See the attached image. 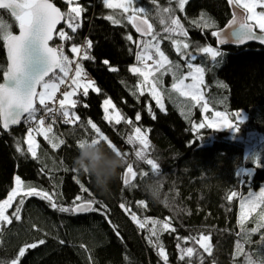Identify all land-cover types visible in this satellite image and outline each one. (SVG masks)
<instances>
[{
	"label": "trees",
	"instance_id": "trees-1",
	"mask_svg": "<svg viewBox=\"0 0 264 264\" xmlns=\"http://www.w3.org/2000/svg\"><path fill=\"white\" fill-rule=\"evenodd\" d=\"M52 1L62 12H67L65 0ZM77 2L86 9L78 21L81 27L72 33L64 23L60 29L72 39L61 40L56 35L52 45H63L65 53L74 56L71 47L90 40L91 49L85 47L84 51H88L93 59H81L80 63L92 74L95 87L100 91L91 89L87 97L82 93L77 95L78 103L73 111L80 117V122L49 133L50 137H55L54 143L60 139L65 141L59 148L53 149L42 135H38L39 149L35 159L27 152L30 124L22 121L20 127L9 132L0 130V201L7 198L15 186V177L20 176L25 185L54 193L53 200L59 207H72L75 197L81 196L85 201H97L94 206L100 211L78 215L62 213L53 210L43 199L25 197L20 206V219L13 218L11 224L1 222L0 264H11L22 247L26 252L19 264H246L249 250L254 249L252 241L258 244L259 234L251 232L254 223L244 226L246 232L241 230L240 196L264 186V166L258 165L264 163V142L260 149L250 153L245 140L253 133L264 137V46H218L217 38L211 33L224 28L232 18L227 0H187L182 11L175 0H156L155 5L151 0H139L135 4V7L145 9L156 32L162 31L156 7H171L172 15L180 19L188 33L183 38L187 39L191 52L211 46L224 53L223 62L217 66L211 64L208 56L197 53L194 63L206 69L205 98L214 111L233 114L244 110L247 118L238 124L235 137L227 129L205 127L196 131L191 120L201 116L200 106L173 90L174 101L166 98V109L161 111L148 92L140 96L135 88L142 78L129 69L134 64L140 65L135 58L142 49L139 39L149 37L139 36L126 21L120 25L112 24L105 17L113 11L106 9L102 0ZM208 16L215 20V27L210 25ZM0 20L11 26L12 33L18 31L17 22L7 10L0 11ZM205 23L209 27H204ZM128 35L133 37L132 42L125 39ZM160 40L162 51L186 72L185 61L176 53L171 41ZM111 67L117 71H111ZM6 70L5 44L0 39V83ZM166 78L171 87L173 76L167 74ZM134 91L135 96L132 95ZM106 99H111L124 116L120 124L104 119ZM181 104L185 105L184 114L180 111ZM137 114L141 117L139 121ZM89 119L122 153H128L126 159L133 163L138 174L144 171L151 176L150 166L135 160L134 149L141 146L138 142L135 145L126 142L129 135H134L135 127L147 134L148 158L158 164L164 176L161 203H153L144 194L145 178H138L136 187H126L122 180L125 168L121 169L120 177L112 183L107 195L98 192L89 177L74 171L77 142L91 139L94 134L87 124ZM128 120L132 123L128 124ZM244 169L253 172L243 175L241 170ZM81 184L88 192L82 190ZM233 191L240 195L229 200ZM19 199L9 209V216ZM132 214L141 221L146 218L168 221L175 231L159 232L150 242L151 232L146 229L152 228L151 223L146 229H140L132 220ZM202 236L209 237L210 253L197 243ZM41 240L43 244L39 243ZM237 242L242 245V253H238ZM31 244L37 246L27 247ZM160 247L167 261L159 255ZM188 247L194 248L193 257L186 256L181 260L180 249Z\"/></svg>",
	"mask_w": 264,
	"mask_h": 264
},
{
	"label": "snow or ice",
	"instance_id": "snow-or-ice-1",
	"mask_svg": "<svg viewBox=\"0 0 264 264\" xmlns=\"http://www.w3.org/2000/svg\"><path fill=\"white\" fill-rule=\"evenodd\" d=\"M155 5L156 0H151ZM171 2V0H170ZM177 7L182 11L187 0H175ZM68 5L67 12H62L52 0H0V9L7 10L11 17L18 22L19 35L11 32V26L6 25L0 20V39L3 40L8 51V67L3 73L4 80L0 83V123L3 129H9L12 125H18L22 121L28 124H34L35 127L28 128L27 135V152L32 158H37L38 143L34 138L33 133L40 134L47 140L53 149L59 148L65 141L60 139L58 143H54L55 137H50L49 133L53 131V124L62 122L67 125H75L80 122V117L76 115L75 109L78 101L73 99L78 92H81L84 97L89 94V89L99 92L100 89L95 87V81L87 78V73L84 70L83 64L79 60H70L68 55L64 54L63 47H53L50 41L53 40L54 33L61 40H70V37L63 29L57 30V25L62 21L67 27L75 33L81 24L78 22L81 14L86 11L77 0H65ZM103 6L106 9L112 10L113 14L107 15L105 18L114 25H120L124 21L134 27L136 33L141 37H149L147 40L140 41L142 44L141 51L135 54L137 62L141 66H132L129 71L138 75L142 79L135 86L140 96L145 94V91L155 100L156 105L161 111L164 110L163 92L161 91L162 77L166 74L173 76L171 89L179 93L180 96L189 99L195 105H202V110L208 112V102L205 99L203 86L205 84L204 75L205 67L194 63L198 54L206 55L210 58L213 66L222 63L224 53L217 48L211 46L200 47L196 53L188 51L190 45L182 39H173V35L187 37L188 33L178 17L172 15L174 10L171 7L160 8L156 7L155 11L158 16V23L162 28V32H156L152 23L149 22L147 13L142 7H135L134 0H102ZM227 3L233 8L232 19L228 24L227 29L223 31H213L211 35L218 38L220 45L229 43V38L234 37L231 43L240 46L249 41H258L264 44V0H227ZM261 9V10H257ZM117 15L120 18H117ZM204 27H209L205 23ZM125 39L129 42L133 41V37L128 35ZM160 39L169 40L175 46L176 53L185 61L186 72L181 70L179 63H173L168 56L161 50ZM86 47L91 49L92 42L89 40ZM155 50L154 57L151 50ZM82 48L73 45L71 52L76 56H81ZM158 57V58H156ZM83 60H92L88 51L83 52L81 57ZM151 61V63H149ZM108 64V61H104ZM74 75H70L73 72ZM111 71H117V68L111 67ZM163 70V71H162ZM190 81V82H186ZM65 89L61 91V86ZM227 87V85H223ZM39 89V90H38ZM60 93L62 98L57 100V94ZM132 95H136L134 91ZM39 105V106H37ZM104 119L110 123L114 120L116 124H120L124 120V116L119 111L114 116L108 113L109 107L115 108L110 99L104 101ZM87 105H85L86 107ZM151 112V108H148ZM42 113V114H41ZM214 116L223 122V127L232 128L238 131V125H234L223 112L216 111ZM236 118L241 117V113L235 114ZM155 119V116L152 117ZM141 119L140 115H136V120ZM49 120L51 123L45 124ZM206 123L194 125L195 129L217 128L215 121L208 120L205 117ZM128 124L132 121L128 120ZM93 130L92 140L95 142H104L111 149L123 155L125 158L128 153H122L105 135L101 129L90 119L87 121ZM84 127L83 124L80 125ZM87 139V138H85ZM128 144L135 145L137 142L140 147L134 149V157L137 162H143L150 166L151 172L159 171L158 164L148 158V149L150 147L148 137L142 133L140 127L134 128V135H129L126 141ZM80 140L77 142V145ZM17 151L21 148L18 145ZM23 154V153H22ZM43 171V169H41ZM74 171H76L74 169ZM77 172V171H76ZM148 172L141 171L139 174L134 170L133 163H128L122 174L123 184L126 187H136L135 181L148 176ZM79 183V181H77ZM84 192L88 189L81 184ZM240 194L233 191L228 196L229 200L238 197ZM53 194L48 191L38 190L34 187L27 186L21 180L20 176L15 177V186L11 189L7 198L0 201V222L7 224L12 223V219H20L21 205L24 203L25 197H38L49 202L53 210L62 213L71 212L72 214H84L88 212H98L100 209L94 205L98 203L95 200L89 199L85 201L83 197L76 196L72 207H59L53 200ZM19 199L18 205L12 212L11 216L7 213L13 208V202ZM144 207H147L144 201L139 202ZM264 205V187L260 189L258 195L249 193L248 197L240 196L241 214L239 225L242 231L246 232L245 222L251 217L252 213ZM103 207V206H102ZM121 207L125 206L121 204ZM127 210V209H126ZM131 218L140 229H145L149 223L152 228L150 230L151 237H157L159 232L175 231L171 228L168 221H157L145 219L141 221L135 214ZM159 225V228L157 227ZM264 228V211L260 213V222L257 226L251 229L252 233L258 232ZM118 234V233H117ZM209 237L202 236L197 243L205 252L211 251L210 245L203 243ZM264 241V237H262ZM43 244L44 241H39ZM36 244L28 245L27 247L35 248ZM238 253L243 252L242 245L237 242ZM180 259L184 260L193 257L194 248L180 249ZM26 248L22 247L19 250L18 257L11 261V264H19V259L24 257ZM159 255L167 261V256L162 247H160ZM246 264H254L251 257L246 256Z\"/></svg>",
	"mask_w": 264,
	"mask_h": 264
},
{
	"label": "clouds",
	"instance_id": "clouds-1",
	"mask_svg": "<svg viewBox=\"0 0 264 264\" xmlns=\"http://www.w3.org/2000/svg\"><path fill=\"white\" fill-rule=\"evenodd\" d=\"M77 155L73 159V168L80 174L89 177L94 187L102 195L111 191V185L121 175L128 160L121 154L111 150L104 142L92 139H81L76 148ZM164 176L160 171L152 173L143 180L142 190L153 203H161V185Z\"/></svg>",
	"mask_w": 264,
	"mask_h": 264
},
{
	"label": "rangeland",
	"instance_id": "rangeland-1",
	"mask_svg": "<svg viewBox=\"0 0 264 264\" xmlns=\"http://www.w3.org/2000/svg\"><path fill=\"white\" fill-rule=\"evenodd\" d=\"M139 0H134V5L138 3ZM258 11L261 10V9H257ZM209 17V21H210V25L212 27H215L216 26V23H215V20L213 18H211L210 16ZM6 25H9L7 22L3 21ZM18 24V22H17ZM11 30V29H10ZM61 30V29H60ZM12 32V30H11ZM162 32V31H161ZM149 38H145V39H142L140 38L139 40L140 41H143V40H147ZM173 39H182L184 40L186 43H187V39H184L182 36H179V35H173ZM139 41V42H140ZM140 44V43H139ZM142 46V44H141ZM160 47H161V40H160ZM175 47V46H174ZM64 50H65V47H64ZM162 50V49H161ZM188 51H190V47L188 49ZM151 52H153V54L155 55V50L152 49ZM191 52V51H190ZM166 55V54H165ZM156 56V55H155ZM167 56V55H166ZM158 58V57H156ZM169 58V57H168ZM170 60V58H169ZM171 61V60H170ZM149 63H151V61H149ZM132 66H141V65H137V64H134ZM131 66V67H132ZM163 71V70H162ZM170 74V73H169ZM167 75V74H166ZM166 75H164L162 77V86L158 85V87H161V91L163 92V103L165 105V108L166 109V98L167 99H172L173 100V90L171 89V87L169 86L168 82H166ZM204 81H205V75H204ZM186 82H190V81H186ZM68 90V89H67ZM91 90V88L89 89V91ZM203 91H204V94H205V84L203 86ZM147 92V91H145ZM82 93V90L81 92H78L77 95L81 94ZM77 95L73 97V99H76L77 100ZM206 99V98H205ZM111 100V99H110ZM112 101V100H111ZM112 104L115 106V103L112 101ZM183 107L181 108L180 107V111L184 114V107L185 105L184 104H181ZM77 106V105H76ZM200 106V111H201V116L198 117V119L196 120H191L192 121V126L194 128V125L196 124H199V123H206V120H205V117H207L208 120H212V121H215L218 125L217 128H215L216 130H229L230 132H232V136L235 137V132L236 130L235 129H232V128H226V127H223V122L220 121L218 118H216L214 116V113L216 111H214L210 105H208V108H209V111L208 112H204L202 110V105H198ZM104 108H105V105H104ZM118 111V109L116 108H112V107H109L108 109V113L112 116H114L116 114V112ZM196 112V111H195ZM194 112V113H195ZM220 112H223L227 115V118L232 121V123L234 125H238L241 121H244L246 118H247V113L246 111L242 110V111H235L233 112V114H230L228 112H224V111H220ZM239 112L241 113V117L239 119L236 118L235 114ZM185 118L188 120V117L185 115ZM235 118V119H234ZM234 119V120H233ZM114 121V120H113ZM189 121V120H188ZM115 122V121H114ZM195 129V128H194ZM213 129V128H212ZM196 131H199L201 129H195ZM142 131V130H141ZM142 133H145L144 131H142ZM146 134V133H145ZM34 135V138L36 139L37 143H38V140H37V137L39 134H36V133H33ZM147 135V134H146ZM148 137V136H147ZM247 144H248V150L247 152H254L255 150H258L260 149V146H261V143L264 142V137L261 136V135H258V134H249L248 138L245 139ZM137 144V143H136ZM39 145V143H38ZM141 146V145H140ZM142 147V146H141ZM38 149H39V146L38 148L36 149L37 153H38ZM258 165H261V166H264V163H258ZM253 172V170L251 169H244V170H241V173L244 175H250L251 173ZM22 180V179H21ZM264 187V186H263ZM261 189V188H260ZM260 189H257V190H254L250 193L254 194V195H258L259 192H260ZM249 195V194H248ZM248 195H242L243 197H248ZM15 202V201H14ZM13 202V203H14ZM264 211V205H262L260 208H257L256 211L254 213H252L251 217L245 222V225H249L251 223H254V227L257 226V223L260 222V213ZM240 214H241V211H240ZM136 224V222H135ZM137 225V224H136ZM138 226V225H137ZM0 227H1V222H0ZM147 228V227H146ZM145 228V229H146ZM159 228V227H158ZM149 233H150V228L149 230L146 229ZM257 234H259V242L258 244L256 243V241H252V244L254 243L255 245L254 246V249L252 250H249V256L248 257H251L252 261L254 262V264H264V241H262V237H264V228H261L258 232H256ZM150 235V234H149ZM209 239L207 241H203V243H207L209 244ZM200 244V243H199ZM201 245V244H200ZM211 248V247H210Z\"/></svg>",
	"mask_w": 264,
	"mask_h": 264
},
{
	"label": "water",
	"instance_id": "water-1",
	"mask_svg": "<svg viewBox=\"0 0 264 264\" xmlns=\"http://www.w3.org/2000/svg\"><path fill=\"white\" fill-rule=\"evenodd\" d=\"M52 3H54L58 8H60V7H59L54 1H52ZM230 6H231V5H230ZM60 9H61V8H60ZM231 9H232V14H233V8H232V6H231ZM1 10H3V9H0V11H1ZM61 11H62V10H61ZM231 19H232V18H231ZM230 21H231V20H230ZM230 21H229V22H230ZM229 22L226 24V26H225L224 28L220 29L219 31H223V30L227 29ZM63 24H64L63 21H62L60 24H58V25H57V30H59ZM13 34H15V35H19V27H18V31H17V32H14ZM137 34H138V33H137ZM138 35H139V34H138ZM139 36H140V35H139ZM55 38H56V34L54 33L53 40H54ZM232 39H234V37H230V38H229V43H227V44H225V45H220V44L218 43V46L221 47V48H223V47H228V46L239 48V47H245V46L250 45V44H258V45L264 46V44H262V43H260V42H258V41H249V42H246L244 45L237 46V45H234L233 43H231V40H232ZM53 40H52V41H53ZM52 41H50V45H51V46H53V45H52ZM217 42H218V38H217ZM53 47H54V46H53ZM5 52H6L7 67H8V63H9V61H8V51H7V48H6V47H5ZM3 80H4V78H3ZM38 90H39V89H38ZM21 123H22V122H21ZM21 123L18 124V125H12L9 129H3V126H2V130L5 131V132H9V131H10L11 129H13V128H18V127H20ZM1 125H2V123H1Z\"/></svg>",
	"mask_w": 264,
	"mask_h": 264
},
{
	"label": "built area",
	"instance_id": "built-area-1",
	"mask_svg": "<svg viewBox=\"0 0 264 264\" xmlns=\"http://www.w3.org/2000/svg\"><path fill=\"white\" fill-rule=\"evenodd\" d=\"M87 42H88V40H85L83 43H82V45H81V48H82V51H81V56L80 57H77V59H75V60H79V62L81 61V57L83 56V52H84V49H85V47H86V45H87ZM60 46H62L63 47V50H64V46L63 45H57L56 47H60ZM64 52H65V50H64ZM73 72H71L70 73V75H74V68H75V65L73 64ZM85 72L87 73V78L88 79H91V80H93L94 81V78H93V76H92V74L89 72V71H86L85 70ZM64 90H67V89H65L64 88V86L62 85L61 86V91H64ZM60 98H62V96H61V94L60 93H58L57 94V100L58 99H60ZM48 123H51V121H49V120H46L45 121V124L47 125ZM34 126V124H30L29 125V127H33ZM66 126H68L67 124H64V123H62V122H57L56 124H53V129H57L58 131H61L64 127H66ZM2 129V125H1V123H0V130Z\"/></svg>",
	"mask_w": 264,
	"mask_h": 264
},
{
	"label": "crops",
	"instance_id": "crops-1",
	"mask_svg": "<svg viewBox=\"0 0 264 264\" xmlns=\"http://www.w3.org/2000/svg\"><path fill=\"white\" fill-rule=\"evenodd\" d=\"M65 55H68L67 53H64ZM69 56V59L70 60H75V59H77V57L78 56H76V54L74 55V56H70V55H68ZM76 57V58H75ZM85 70V69H84Z\"/></svg>",
	"mask_w": 264,
	"mask_h": 264
},
{
	"label": "bare ground",
	"instance_id": "bare-ground-1",
	"mask_svg": "<svg viewBox=\"0 0 264 264\" xmlns=\"http://www.w3.org/2000/svg\"><path fill=\"white\" fill-rule=\"evenodd\" d=\"M83 42H84V41H83ZM83 42H82V43H83ZM82 43L79 45L80 47H81ZM64 53H65V52H64ZM152 54H153V53H152ZM153 56L155 57V55H154V54H153ZM198 107H199V106H198Z\"/></svg>",
	"mask_w": 264,
	"mask_h": 264
}]
</instances>
